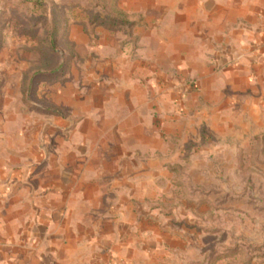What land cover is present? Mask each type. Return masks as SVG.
I'll use <instances>...</instances> for the list:
<instances>
[{"label": "crops", "instance_id": "0c3cea01", "mask_svg": "<svg viewBox=\"0 0 264 264\" xmlns=\"http://www.w3.org/2000/svg\"><path fill=\"white\" fill-rule=\"evenodd\" d=\"M116 8L133 24L132 54L123 31L93 28L79 10L67 12L75 61L65 83L51 88L50 104L66 110L55 127L65 119L75 127L47 136L46 162L42 128L29 133L22 115L10 112L0 118V264H133L128 207L140 184L156 182L155 160L141 168L135 159L157 157L156 126L166 123L155 116L166 118L177 93L187 94L183 108L194 111V125L204 121L196 94L210 102L213 124L237 111L248 124L264 123V0H118ZM176 78L196 79L199 93L177 87ZM151 79L166 93L159 103L147 100L156 94ZM139 170L152 177L141 182Z\"/></svg>", "mask_w": 264, "mask_h": 264}, {"label": "rangeland", "instance_id": "374dc122", "mask_svg": "<svg viewBox=\"0 0 264 264\" xmlns=\"http://www.w3.org/2000/svg\"><path fill=\"white\" fill-rule=\"evenodd\" d=\"M64 2H77V5L68 7ZM83 5H88L91 15L83 10ZM76 9L90 26L97 28L91 20L93 14L104 18L114 7L109 5V0H0V118L10 112L18 120L22 115L29 133L42 128L45 137L39 146L44 157L40 164L47 161L46 155L53 143L47 136L53 132L65 136L75 127L74 120L68 123L65 119L59 128L52 124L53 118L64 119L66 110L50 104V91L65 83V75L75 61L74 46L67 40L66 16ZM54 11L66 27L64 40L56 45L55 59L58 63L67 56L72 58L68 59V70L63 76L39 83L25 104L22 78L25 73L47 64L37 51V38L46 31L45 25L51 21ZM117 18H123L126 24L107 31H123V45L132 54L138 47L136 37L135 41L131 40L133 24L127 15ZM138 23L135 21V27ZM34 24L38 36L33 35ZM30 29L33 34L27 32ZM151 80L156 87L158 79ZM175 81L177 87L199 93L196 79L176 78ZM155 93H148L147 100L159 103L155 101L157 97L166 94L158 92L157 87ZM186 95L177 93L169 98L171 110L164 111L166 118L155 116L157 122L166 123L156 126L161 133L157 157H145L140 152L135 159L141 168L155 160L156 182L149 187L140 184L135 204L128 207L135 215L133 264H264V123L248 124L245 116L237 111L231 112L229 122L213 124L210 102L196 94L202 107L199 117L204 121L194 125V111L186 114L183 108ZM30 106L51 109L58 115H47ZM186 116L188 126L183 124ZM8 130L13 133L10 127ZM138 176L142 182L152 174L142 171ZM123 225L124 231L131 230L126 223ZM129 235L124 232L123 240L127 244H131ZM108 257V263H116L114 256Z\"/></svg>", "mask_w": 264, "mask_h": 264}, {"label": "trees", "instance_id": "16d2710c", "mask_svg": "<svg viewBox=\"0 0 264 264\" xmlns=\"http://www.w3.org/2000/svg\"><path fill=\"white\" fill-rule=\"evenodd\" d=\"M118 0H109V5L111 4L114 9L109 14V16H106L104 18H99L98 15L93 14V17L91 20L93 21L94 25L96 26H105L109 29H114L117 27H122L126 23L123 20V18H117L118 15L124 16L121 11H119L116 6V2ZM77 2H68L64 4H67L68 7H71V5L75 6ZM80 4V3H79ZM81 5V4H80ZM83 10L87 11V14H90L88 5L81 6ZM52 19L50 22L47 21L46 23V31L42 33V36L37 38V51L40 54L41 59H45L47 61V64L45 67H41L40 69L33 70L32 72L25 73L22 78V84H21V94H22V100L25 104L28 103V97L32 96L37 85L44 81H50L55 78L61 77L65 74V72L68 70V59L72 58V56L65 57L62 62H58L55 59V55L58 54V51L56 49V45L59 44L60 41L64 40L65 30L66 27L63 24V21L59 18L57 15V11H54L52 13ZM91 15V14H90ZM36 24H34V34L33 31L30 29L29 33L38 36V28H36ZM62 39V40H61ZM32 109L37 110L39 112H42L47 115H58V113L54 110H42L37 107L30 106Z\"/></svg>", "mask_w": 264, "mask_h": 264}]
</instances>
